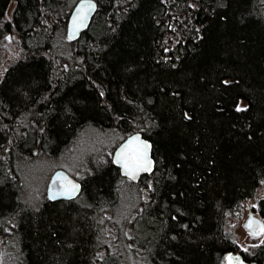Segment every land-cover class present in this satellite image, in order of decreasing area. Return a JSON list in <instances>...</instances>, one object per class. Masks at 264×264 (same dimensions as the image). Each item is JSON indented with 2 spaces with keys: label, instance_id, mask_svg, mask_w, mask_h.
<instances>
[{
  "label": "trees",
  "instance_id": "16d2710c",
  "mask_svg": "<svg viewBox=\"0 0 264 264\" xmlns=\"http://www.w3.org/2000/svg\"><path fill=\"white\" fill-rule=\"evenodd\" d=\"M77 1L0 0V48L8 36L20 49L0 72V241L12 264H226L230 252L264 264V237L244 252L224 229L264 184V0H94L69 42ZM136 132L154 161L137 183L95 151L70 175L74 200L22 198L24 173L82 136L109 135L114 149ZM257 206L264 219V198Z\"/></svg>",
  "mask_w": 264,
  "mask_h": 264
},
{
  "label": "rangeland",
  "instance_id": "374dc122",
  "mask_svg": "<svg viewBox=\"0 0 264 264\" xmlns=\"http://www.w3.org/2000/svg\"><path fill=\"white\" fill-rule=\"evenodd\" d=\"M13 4L10 5L7 11V17L10 16ZM8 37V36H7ZM5 37L2 40L0 48V72L3 67H6L7 64L16 60L19 54L18 45L14 39L11 37V40ZM246 106L244 101H240L238 108L242 109ZM103 145V146H101ZM114 140L113 137L107 135L99 137L98 135H84L80 141L66 154V157L59 161L57 164L54 163L52 166L43 165L38 168L31 169L24 173L22 178V198L24 200L30 201L31 203H37L43 196L46 197V186L48 179L51 173L56 169H63L69 175L80 176L85 171L87 164H85L86 155H89L91 152L94 154L97 151L100 159L108 156L111 157L113 151ZM100 147L96 150L97 147ZM124 180H121L120 185H124ZM142 194L140 198L145 200L146 192L141 190ZM138 197V196H137ZM133 198V196H132ZM264 198V184L257 190L256 195L253 199L244 202L241 206L240 212L237 215L230 213L226 214L225 220V231L230 235L233 241L238 245L239 249L244 252H252L259 244H261L264 235L259 237L250 236L248 230L245 228L244 223L251 212L255 217L261 218L258 213L257 203L260 199ZM124 199V201H123ZM138 198L134 200L131 199L129 207L133 206ZM123 205H127L126 195H123L122 198ZM125 207H120L113 211V215L110 214V218L114 221H117L122 217ZM264 222V219L261 218ZM106 235L114 237V230L106 227ZM105 235V234H104ZM124 244V241L119 242ZM14 250L5 249L1 246L0 241V264H12V253ZM137 260H127L124 264H138Z\"/></svg>",
  "mask_w": 264,
  "mask_h": 264
},
{
  "label": "water",
  "instance_id": "95a60500",
  "mask_svg": "<svg viewBox=\"0 0 264 264\" xmlns=\"http://www.w3.org/2000/svg\"><path fill=\"white\" fill-rule=\"evenodd\" d=\"M80 3H81V0H78L74 4V6H73V8H72V10H71V12L69 14V17H68L67 27H66V39L69 42L76 41L79 38V36L81 35V33H83L85 30H87V28L89 27V24L91 22V19L94 16L95 11L97 10V3L94 0H92V3L95 4V9L88 14V19L86 20L85 25L83 27L79 28V31L76 33V35L73 38L69 39V35H70L71 31H72L73 17L75 15L76 9H77V7L79 6ZM135 135H138L140 137L141 141L151 145V148L149 150L148 155H149V159H151V161H152V168H151L150 171H147V172H143V171L139 172L137 174L136 178L133 179V178H131L129 175H127L125 173L124 167L120 163L116 162V153L120 150V148L123 145H125L127 143V141L132 136H135ZM111 162L119 170V174H120L121 177H123V178H125V179H127V180H129V181H131L133 183H137L141 176L149 175L154 170V161H153V158H152V144L150 143L149 140L145 139L142 136L141 133H138V132L132 133V134L128 135L127 137H125L120 143H118L117 146H115V148L113 149L112 154H111ZM57 173H60L64 179L61 180V181H58L56 184H53L52 181L56 178V174ZM66 182H71V183L79 185V188H78L77 192H75L71 198H68L67 196L60 194V184L61 183H66ZM80 191H81V184L77 180H75L72 176H70L65 170L56 169V170H54L52 172V174L50 175V177L48 179L47 186H46V198L50 202L74 200L80 194ZM52 196H55V199H50V197H52ZM249 221L253 222L251 228L247 227V225L249 224ZM259 225H264V222L261 219L255 217L250 212L248 217H247V219H246V222L244 223V226L248 230L249 234L252 237H259V236L264 234V232L260 231ZM252 233H256V234L253 235ZM228 257L232 258L231 264H248V262H246L243 259V256L240 253H235V252L227 253L225 255V257H224L226 264H229V261L227 259ZM237 258H239V259H237Z\"/></svg>",
  "mask_w": 264,
  "mask_h": 264
},
{
  "label": "snow or ice",
  "instance_id": "6c2138e0",
  "mask_svg": "<svg viewBox=\"0 0 264 264\" xmlns=\"http://www.w3.org/2000/svg\"><path fill=\"white\" fill-rule=\"evenodd\" d=\"M95 9V4L92 0H81V3L76 9V13L72 21V31L69 35V39L73 38L79 31V28L85 25L88 19V14ZM7 39L11 40V37ZM243 110V109H238ZM151 148L150 144L141 141L138 135L132 136L125 145H123L120 150L116 153V162L120 163L124 169L125 173L131 178L135 179L139 172H147L152 168V161L149 159V150ZM64 178L60 173L56 174V178L52 181L56 184L58 181ZM79 185L66 182L60 184V194L71 198L75 192H77ZM50 199H55V196L50 197ZM252 221H249L247 227L251 228ZM260 231L264 232V225H259ZM255 235L256 233H252ZM229 264L232 262V258H227ZM239 259V258H237Z\"/></svg>",
  "mask_w": 264,
  "mask_h": 264
}]
</instances>
